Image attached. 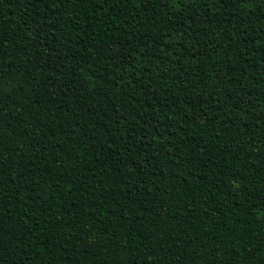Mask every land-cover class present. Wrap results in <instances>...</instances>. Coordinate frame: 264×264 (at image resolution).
Listing matches in <instances>:
<instances>
[{
    "label": "trees",
    "instance_id": "trees-1",
    "mask_svg": "<svg viewBox=\"0 0 264 264\" xmlns=\"http://www.w3.org/2000/svg\"><path fill=\"white\" fill-rule=\"evenodd\" d=\"M264 4L0 0V264H264Z\"/></svg>",
    "mask_w": 264,
    "mask_h": 264
},
{
    "label": "snow or ice",
    "instance_id": "snow-or-ice-1",
    "mask_svg": "<svg viewBox=\"0 0 264 264\" xmlns=\"http://www.w3.org/2000/svg\"><path fill=\"white\" fill-rule=\"evenodd\" d=\"M181 0H168V4L179 7ZM237 0H232V3H236ZM264 4V0H239L240 7L255 8L256 6ZM264 35V33H262ZM264 47V45H262ZM8 68L4 66V62L0 60V98H6L14 91ZM261 215H264V207L260 210Z\"/></svg>",
    "mask_w": 264,
    "mask_h": 264
}]
</instances>
